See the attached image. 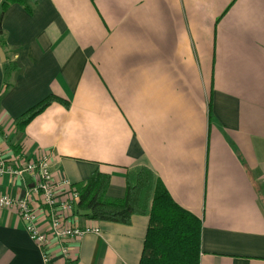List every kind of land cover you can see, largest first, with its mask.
I'll return each mask as SVG.
<instances>
[{"label": "crops", "instance_id": "1", "mask_svg": "<svg viewBox=\"0 0 264 264\" xmlns=\"http://www.w3.org/2000/svg\"><path fill=\"white\" fill-rule=\"evenodd\" d=\"M35 3L1 19L23 69L2 95L0 61L7 164L50 152L54 179L72 186L98 170L111 199L123 198L127 171L147 167L200 219L199 264H264V0ZM50 95L67 105L18 131L13 121ZM31 184L4 176L0 193ZM97 224L100 234L65 243L76 262L54 241L51 264H139L147 216ZM0 264H44L10 209L0 210Z\"/></svg>", "mask_w": 264, "mask_h": 264}, {"label": "trees", "instance_id": "2", "mask_svg": "<svg viewBox=\"0 0 264 264\" xmlns=\"http://www.w3.org/2000/svg\"><path fill=\"white\" fill-rule=\"evenodd\" d=\"M18 3L32 13L35 0H3L0 5V48L5 56L2 95L12 86L13 79L22 72V66L12 56L20 53L5 42L1 19L7 7ZM61 99L49 96L26 110L13 121L18 131L24 130L36 116L50 104ZM110 175L98 170L81 183L72 185L78 193L74 215L96 222L129 225L133 216H147L148 226L139 264H199L200 219L177 205L155 174L147 167L139 166L125 173V193L121 199L107 197ZM76 262V260H73Z\"/></svg>", "mask_w": 264, "mask_h": 264}, {"label": "built area", "instance_id": "3", "mask_svg": "<svg viewBox=\"0 0 264 264\" xmlns=\"http://www.w3.org/2000/svg\"><path fill=\"white\" fill-rule=\"evenodd\" d=\"M4 152L0 146V179L22 178L27 174L32 184L21 196L0 193V210L10 209L22 220L30 240L40 249L44 264H51L54 241L59 244L63 257L73 260V252L65 243L88 234H100L98 222L74 215L78 193L67 179L53 178L50 152L30 158L19 155L14 159L15 166L7 164Z\"/></svg>", "mask_w": 264, "mask_h": 264}, {"label": "water", "instance_id": "4", "mask_svg": "<svg viewBox=\"0 0 264 264\" xmlns=\"http://www.w3.org/2000/svg\"><path fill=\"white\" fill-rule=\"evenodd\" d=\"M0 61H1L2 63L5 62V56H4V53H3V51H2L1 48H0Z\"/></svg>", "mask_w": 264, "mask_h": 264}]
</instances>
